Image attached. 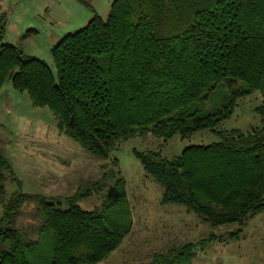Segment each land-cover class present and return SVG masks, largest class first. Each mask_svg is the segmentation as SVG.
<instances>
[{"label": "trees", "instance_id": "trees-1", "mask_svg": "<svg viewBox=\"0 0 264 264\" xmlns=\"http://www.w3.org/2000/svg\"><path fill=\"white\" fill-rule=\"evenodd\" d=\"M91 11L82 29L50 50L54 74L2 43L6 17L0 15V88L9 79L32 107L50 111L59 133L110 163L97 180L80 182L63 210L21 192L0 143V264H99L117 250L132 221L112 155L135 137L165 143L215 135L217 142L186 147L171 159L153 151L134 157L161 187V205L182 207L212 229L235 225L226 237L238 239L264 210V0H113L105 20ZM224 87L230 98L205 111ZM255 93L263 97L255 109L260 127L220 129L236 100ZM6 182L18 189L8 198ZM93 195L100 196L98 207L77 205ZM27 202L37 204L33 239L15 226ZM221 241L210 234L144 264H190L197 250Z\"/></svg>", "mask_w": 264, "mask_h": 264}, {"label": "rangeland", "instance_id": "rangeland-1", "mask_svg": "<svg viewBox=\"0 0 264 264\" xmlns=\"http://www.w3.org/2000/svg\"><path fill=\"white\" fill-rule=\"evenodd\" d=\"M112 2L0 0V15L6 17L2 43L20 48L23 54L44 63L54 74L50 50L64 36L82 29L93 15L91 9L105 20ZM228 98L230 89L224 87L214 101L205 105V111L213 112ZM262 99L257 93L237 99L232 115L220 129L246 132L259 128L260 117L255 109ZM0 124L1 149L20 182L21 192L41 195L53 204L58 203L59 209H66L65 198L75 193L80 182L97 180L103 172L101 166L110 164L59 133L50 111L32 107L27 94L15 91L9 79L0 88ZM217 141L215 135L201 132L188 139L173 136L165 143L151 136L120 143L112 156L118 160V170L125 182L132 228L120 247L99 264H144L172 247L199 241L210 234L223 241L197 250L190 264H264V210L249 219L238 239L229 240L226 235L236 230L235 225L212 229L182 207L161 205V187L143 172L134 157V151H153L171 159L186 147ZM107 189L102 193H107ZM5 190L6 198L18 191L16 184L9 182ZM100 201V196L93 195L77 205L90 211ZM36 209L35 202L25 203L15 221L16 228L27 232L32 239L39 224ZM2 211L0 206V216Z\"/></svg>", "mask_w": 264, "mask_h": 264}]
</instances>
